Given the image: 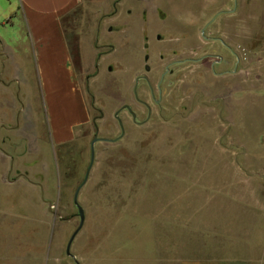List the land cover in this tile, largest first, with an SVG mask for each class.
Masks as SVG:
<instances>
[{
	"label": "rangeland",
	"instance_id": "1",
	"mask_svg": "<svg viewBox=\"0 0 264 264\" xmlns=\"http://www.w3.org/2000/svg\"><path fill=\"white\" fill-rule=\"evenodd\" d=\"M116 1L79 0L64 17L76 69L81 55L89 72L83 85L91 120L71 142L53 149L48 123L41 120L38 146L44 152L35 170L44 180L53 177L56 202L48 209L54 223L41 233L36 224L25 222L26 237L17 248L32 258L17 262V252L12 248L4 253V247L0 264H161L164 253L168 258V244L173 249L181 234L189 244L196 243L195 226L185 224L184 213L175 211L168 198L171 192L200 193L201 187L202 192L210 191L211 185L195 181L206 180L211 169L199 167L228 160L226 150H220L228 142L217 136L215 107L217 96L225 99L228 94L227 79L218 83L214 75L221 72L212 57L176 56L179 34L160 32L155 15L144 30L140 0H123L120 6ZM201 5L216 12L222 4ZM260 8L264 34V1ZM115 11L119 14L113 19ZM242 49L236 48L235 58L246 67L250 57L245 49L242 55ZM136 99L149 106L150 113ZM123 105L136 115V122L120 112L124 133L117 139L114 113ZM95 137L99 141L92 167L77 198L84 223L68 256L66 246L79 225L73 195L85 178ZM152 196L156 206L149 210Z\"/></svg>",
	"mask_w": 264,
	"mask_h": 264
},
{
	"label": "crops",
	"instance_id": "2",
	"mask_svg": "<svg viewBox=\"0 0 264 264\" xmlns=\"http://www.w3.org/2000/svg\"><path fill=\"white\" fill-rule=\"evenodd\" d=\"M140 1L144 30L155 15L160 32L179 34L176 56L214 58L221 72L214 77L227 79L228 90L215 101L217 136L228 142L220 150L228 160L199 167L211 169L210 177L195 181L211 185L210 191L170 193L169 203L195 226L197 239L189 244L181 234L161 264H264V0ZM78 2L0 0V249L13 248L17 262L32 258L17 248L26 237L25 222L41 233L54 223L48 209L56 202L53 177L44 180L35 170L44 152L38 146L41 120L48 123L52 149L71 142L91 120L83 85L89 72L81 55L76 69L63 24ZM201 4L222 5L210 12ZM238 47L248 52L246 67L236 62ZM156 201L152 196L149 210Z\"/></svg>",
	"mask_w": 264,
	"mask_h": 264
},
{
	"label": "water",
	"instance_id": "3",
	"mask_svg": "<svg viewBox=\"0 0 264 264\" xmlns=\"http://www.w3.org/2000/svg\"><path fill=\"white\" fill-rule=\"evenodd\" d=\"M122 109H127L130 111V109L127 107V106H124ZM132 116L134 117V115L132 114ZM117 117V116H116ZM123 133V132H122ZM99 141V139L97 138H94L90 144V147H91V158H90V164L88 166V170L85 174V178L83 180V182L77 187V189L75 190L74 192V195H73V204L75 205L76 209H77V216L79 218V225L78 227L76 228V230L74 231V233L72 234V236L70 237L69 241H68V244L66 246V254L68 256H70V247H71V244L73 242V240L75 239L76 235L78 234V232L81 230L82 226H83V223H84V212H83V209L80 207V205L78 204L77 202V198H78V194H79V191L80 189L84 186V184L86 183L87 181V177H88V174H89V171L92 167V163H93V159H94V144ZM100 141H106V140H100ZM111 142V141H110Z\"/></svg>",
	"mask_w": 264,
	"mask_h": 264
},
{
	"label": "flooded vegetation",
	"instance_id": "4",
	"mask_svg": "<svg viewBox=\"0 0 264 264\" xmlns=\"http://www.w3.org/2000/svg\"><path fill=\"white\" fill-rule=\"evenodd\" d=\"M181 62H182V61H181ZM181 62H180V63H181ZM167 69H168V68H166V70H165V72H164L165 74H164V76H163V78H162V81H163L164 77L166 76V74L168 73V72H167ZM139 79H140V78H138L135 82L137 83ZM133 93H134V89H133ZM150 95H151V98L153 99L155 105H159V101H158V100H154L151 89H150ZM136 101L139 102V104H141V105H142V106L148 111V113H150V108H149V106H147L144 102L139 101V100H137V99H136ZM124 106H127V105H123V106L120 108V110H119L118 112H115V113H114V119H115V121H116V123H117V125H118V127H119V130H120V135H119V137H118L117 139L121 138V137L123 136V133H124V132H123L124 129H123L122 122H121L120 118L118 117V115H119L120 112H122V111H126L127 114L131 117L132 121H133V122H136V115H134V117L132 116L133 112L131 111V109L129 108V106H127V107L130 109V111L127 110V109H122ZM116 116H117V117H116ZM103 118H104V116L102 115L101 119H103ZM94 128H95V127H94ZM122 132H123V133H122ZM95 138H97V137H95ZM113 141H115V140H113ZM116 141H117V140H116Z\"/></svg>",
	"mask_w": 264,
	"mask_h": 264
},
{
	"label": "built area",
	"instance_id": "5",
	"mask_svg": "<svg viewBox=\"0 0 264 264\" xmlns=\"http://www.w3.org/2000/svg\"><path fill=\"white\" fill-rule=\"evenodd\" d=\"M241 52L243 53L242 55H244V56H245V51H244L243 49L241 50Z\"/></svg>",
	"mask_w": 264,
	"mask_h": 264
}]
</instances>
